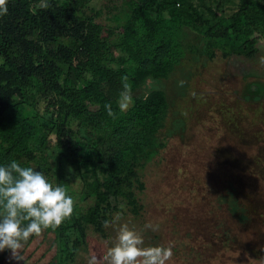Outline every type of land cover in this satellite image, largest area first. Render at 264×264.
Masks as SVG:
<instances>
[{
  "label": "trees",
  "instance_id": "1",
  "mask_svg": "<svg viewBox=\"0 0 264 264\" xmlns=\"http://www.w3.org/2000/svg\"><path fill=\"white\" fill-rule=\"evenodd\" d=\"M108 1L9 0L0 17V166L16 160L42 171L74 200L71 218L45 230L56 244L47 264H74L90 228L104 236V220L143 208L136 190L146 189L142 170L165 147L159 135L171 112L167 91L150 82L170 79L193 43L213 59L218 51L252 56L264 39V0H118L108 9L117 10L118 25L106 26L97 18ZM125 76L133 104L121 112ZM189 175L197 174L177 170L179 189L191 197ZM236 193L229 183L214 209L226 203L234 215L244 213ZM171 230L172 242L186 248L190 234ZM209 232L193 252L229 236L221 221Z\"/></svg>",
  "mask_w": 264,
  "mask_h": 264
},
{
  "label": "rangeland",
  "instance_id": "2",
  "mask_svg": "<svg viewBox=\"0 0 264 264\" xmlns=\"http://www.w3.org/2000/svg\"><path fill=\"white\" fill-rule=\"evenodd\" d=\"M114 2L119 4L118 0L105 2V11L97 18L106 26L118 25L113 20L117 10H108ZM198 44L187 48L188 56L170 79L150 82L165 89L171 102L167 125L159 135L165 147L142 170L146 189L136 193L143 208L138 214L122 211L121 222L128 221L130 227L142 231L145 246L172 243L173 256L167 264H264V65L259 62L264 56V39L252 56L225 58L218 51L213 59L205 48V55L196 53L201 49ZM180 80L186 81L183 87ZM180 169L198 175H189L196 185L192 198L179 189ZM229 183L237 187L236 197L245 208L242 214L234 215L226 203L214 209L219 201L215 197ZM177 193L185 203L174 205L172 196ZM219 221L229 236L220 233L213 249L198 248L194 255L192 247L200 243L196 240H210L209 230ZM148 222L159 224V231L144 230ZM171 228L174 234H190L186 248L172 242ZM103 235L90 228L85 249L74 264H87L92 252L101 254L114 244V228H105ZM33 238L22 254L29 264H47L55 254L54 234L44 231ZM226 240L230 244H223ZM7 250L0 252V264H25L11 259Z\"/></svg>",
  "mask_w": 264,
  "mask_h": 264
},
{
  "label": "clouds",
  "instance_id": "3",
  "mask_svg": "<svg viewBox=\"0 0 264 264\" xmlns=\"http://www.w3.org/2000/svg\"><path fill=\"white\" fill-rule=\"evenodd\" d=\"M9 0H0V17L5 16ZM264 65V56L259 58ZM123 90L119 94L118 107L126 112L133 104L131 86L127 77H122ZM186 81L178 82L183 87ZM192 95L195 97L196 93ZM147 99V94L145 95ZM109 116H114L112 105L106 104ZM125 208L124 204L120 205ZM74 212V200L65 187L54 186L42 171L21 166L16 160L0 166V252L10 250L11 259L25 261L22 254L25 245L33 236L40 237L47 229L55 230L70 219ZM123 221V213L117 212L111 220H104L105 228L116 232L115 242L107 246L101 254L92 252L87 264H167L173 256L172 243L167 246H145L142 231L130 227ZM158 232L159 224L148 222L144 230Z\"/></svg>",
  "mask_w": 264,
  "mask_h": 264
}]
</instances>
